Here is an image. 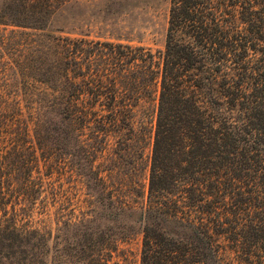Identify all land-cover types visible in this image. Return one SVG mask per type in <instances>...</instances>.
<instances>
[{"label":"trees","instance_id":"trees-1","mask_svg":"<svg viewBox=\"0 0 264 264\" xmlns=\"http://www.w3.org/2000/svg\"><path fill=\"white\" fill-rule=\"evenodd\" d=\"M69 1L0 0V264H131L133 227L96 204L138 212L139 264H264V0H172L160 61L45 33ZM154 95L145 184L134 112ZM64 173L92 208L52 226L35 209Z\"/></svg>","mask_w":264,"mask_h":264},{"label":"rangeland","instance_id":"rangeland-1","mask_svg":"<svg viewBox=\"0 0 264 264\" xmlns=\"http://www.w3.org/2000/svg\"><path fill=\"white\" fill-rule=\"evenodd\" d=\"M171 6L172 0H71L52 15L45 33L141 46L149 49L156 56L155 60L160 61L159 52L164 51L168 38ZM156 105V95L152 99L144 98L139 101L134 112V125H142L148 136L142 158L144 169L141 172L145 184L150 166ZM106 159H103L104 163ZM51 182L54 186L44 185L45 208L35 209L37 218L44 217L41 212L46 210L49 225L55 226L57 219L82 218L83 211L92 208L87 207L89 196L85 194L86 189L76 175L70 178V174L64 173V176L58 178L54 174ZM54 188L55 193L49 194ZM139 201L142 202V199ZM93 207L96 210V223L100 226L126 224L133 227L129 237L120 242L119 246L126 251L131 264H139L143 225L137 221L138 212L132 218L120 215L114 223L108 218L99 217L100 213H108L107 209L97 204ZM167 227L171 229L174 224L168 223ZM224 261L237 264L236 257L230 251L224 253Z\"/></svg>","mask_w":264,"mask_h":264}]
</instances>
